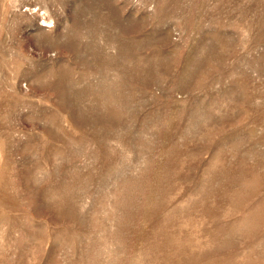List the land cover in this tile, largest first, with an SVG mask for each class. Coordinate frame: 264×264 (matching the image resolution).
Masks as SVG:
<instances>
[{"label": "rangeland", "instance_id": "obj_1", "mask_svg": "<svg viewBox=\"0 0 264 264\" xmlns=\"http://www.w3.org/2000/svg\"><path fill=\"white\" fill-rule=\"evenodd\" d=\"M0 264H264V0H0Z\"/></svg>", "mask_w": 264, "mask_h": 264}]
</instances>
